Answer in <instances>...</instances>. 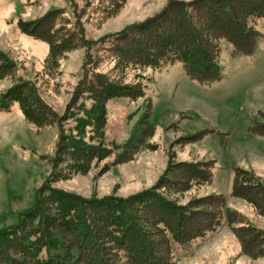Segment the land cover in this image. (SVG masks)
<instances>
[{
  "label": "rangeland",
  "instance_id": "obj_1",
  "mask_svg": "<svg viewBox=\"0 0 264 264\" xmlns=\"http://www.w3.org/2000/svg\"><path fill=\"white\" fill-rule=\"evenodd\" d=\"M167 2L125 0L108 15L111 0H0V67H10L0 78V100L14 85L27 82L57 116L54 122L37 126L25 118L17 101L0 108V230L16 225L38 197L51 189L82 199L119 200L157 187L156 192L180 205L221 194L225 205L217 210L216 227L185 244L172 242V264H264V250L262 254L256 251L264 247V239L257 242L253 253H247L236 234L237 228L248 226L256 230L251 235L264 234V215L252 203L231 194L235 168L253 172L255 181L264 185V136L249 129L264 127V17L254 21L261 35L251 54L232 56L231 44L220 40L222 77L208 84L189 79L180 62L158 69H113L109 54L100 50L102 46H93L90 52L99 59L97 71L140 85L144 96L106 101L102 141L112 150L109 156L92 160L83 166L86 170L75 172L66 148L60 153L61 134H76L73 118H62L84 75L86 49L78 46L46 60L47 44L22 33L19 23L61 10L57 27L76 30L75 23L80 22L84 37L97 40L154 16ZM81 101L76 107L80 108ZM89 105L86 100L85 107ZM148 107L150 115L141 125ZM79 112L77 108L73 111ZM143 129L152 133L142 135ZM201 132L199 138L189 139ZM135 136L134 145L123 147ZM123 149L126 159L115 162ZM58 152L65 157L63 162ZM182 162L212 163L211 182L184 189L166 182L168 186L160 187L163 179H179L175 167ZM228 215L234 223H228ZM63 237L68 235L64 232Z\"/></svg>",
  "mask_w": 264,
  "mask_h": 264
},
{
  "label": "trees",
  "instance_id": "obj_2",
  "mask_svg": "<svg viewBox=\"0 0 264 264\" xmlns=\"http://www.w3.org/2000/svg\"><path fill=\"white\" fill-rule=\"evenodd\" d=\"M124 1L111 0L108 15ZM75 4L72 6L78 16ZM61 13L51 10L38 20L21 21L18 26L22 33L47 44L46 60L78 46L86 49L84 75L62 118H73L76 134L68 137L62 133L59 139L60 149L66 148L70 166L78 172L92 160L100 161L112 152L102 141L106 101L144 96L140 85L124 83L97 71L99 59L90 52L93 46H102L100 50L109 54L114 61L113 69L123 71L128 66L158 69L180 62L189 79L208 84L222 77L218 64L221 39L231 44L232 56L254 51L261 35L254 21L264 17V0H168L154 16L97 40L84 37L80 22L75 23L76 30L57 27L56 16ZM6 67H0V78L8 74L10 67ZM80 100L79 108L76 105ZM86 100H90L89 107H85ZM13 101L19 103L25 118L37 126L57 119L56 113L27 82L8 89L1 97L0 108L7 109ZM76 108L82 113H73ZM149 115L148 107L141 125ZM249 129L264 136L262 126L252 125ZM148 130L143 129L142 135H150L152 130ZM201 134L189 139H197ZM136 137H131L123 147L134 145ZM137 140L142 141V137ZM126 153L123 149L115 162L125 160ZM60 155L58 160L63 162L65 157ZM175 169L179 179H163L160 187L170 183L184 189L212 180L210 162H182ZM255 179L253 172L235 168L231 194L252 203L264 215V185ZM156 189L119 200L82 199L51 189L48 195L38 197L16 225L0 230V264H172L171 243L185 244L213 230L225 200L221 194H211L180 205ZM227 220L229 224L235 222L229 215ZM52 227L59 230L53 232ZM251 231L256 230L249 226L236 229L242 250L247 253H253L257 242L264 239V234L258 237L251 235ZM64 232L68 237H63ZM260 250L262 254L264 247L256 251Z\"/></svg>",
  "mask_w": 264,
  "mask_h": 264
}]
</instances>
